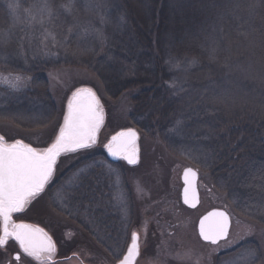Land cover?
<instances>
[{
	"label": "trees",
	"instance_id": "obj_1",
	"mask_svg": "<svg viewBox=\"0 0 264 264\" xmlns=\"http://www.w3.org/2000/svg\"><path fill=\"white\" fill-rule=\"evenodd\" d=\"M5 1L0 37L16 36L13 12L26 15L35 42L57 54L54 65L76 60L73 69L94 71L98 81L100 69L107 78L127 75L120 88L100 82L109 100L131 99L133 129L151 126L163 144L175 132L168 144L209 178L228 210L264 227V0ZM15 36L1 38L3 48L17 50ZM53 69L29 67V89L18 97L25 103L9 108L31 103L52 115L44 78Z\"/></svg>",
	"mask_w": 264,
	"mask_h": 264
},
{
	"label": "rangeland",
	"instance_id": "obj_2",
	"mask_svg": "<svg viewBox=\"0 0 264 264\" xmlns=\"http://www.w3.org/2000/svg\"><path fill=\"white\" fill-rule=\"evenodd\" d=\"M15 1L18 0L5 2L11 4ZM13 15L19 26L16 36L7 37L5 34L0 37L5 36L9 44L10 38L15 36L18 45L13 51L3 48L6 44L2 39L0 42V135L6 142L21 139L33 147L50 146L58 125L63 123L68 100L81 87L96 92L106 117L96 146L70 157H61L52 184L24 219L40 224L63 249L81 252L83 260L89 264H118L116 256L122 258L126 253L133 232L140 236L141 254L137 264H264V227L237 216L234 210L231 213L225 206L224 197L211 190L208 177L199 173L201 205L190 210L182 204V174L192 167L186 162L189 159L185 155L180 156L168 144L174 139L175 132L169 130L165 145L153 134L151 126L143 125L144 130L139 133L140 157L136 166L126 162L114 165L103 156L107 154L103 144L112 135L133 129L135 125L130 121L131 99L120 96L109 100L100 81L120 88L122 79L129 78L127 75L120 72L107 78L100 69L98 81L94 71L91 72L93 76L90 70L73 69V65L78 64L76 60L54 65L57 54L41 40L35 42L38 37L33 28L34 19L14 12L10 17ZM145 26L149 30L150 21ZM33 43L38 45L33 46ZM36 57L40 60L37 61ZM40 63L54 67L44 78L47 92L51 94L53 116L45 117V109L36 110L39 107L31 103L19 110L9 108V104L15 101L25 103L18 97L29 89L30 80L26 73L33 64ZM139 75L150 78L147 72L136 74ZM17 76L21 78L18 83L14 79ZM115 91L112 89L111 94ZM141 121L140 118L137 124ZM145 123L148 124L146 120ZM84 189L90 190V195L83 193ZM82 206L90 216V222H83L80 226L68 222L65 214L71 211V217L76 218L83 212ZM214 209L228 210L233 221L229 239L217 246L203 243L197 231L199 220Z\"/></svg>",
	"mask_w": 264,
	"mask_h": 264
},
{
	"label": "snow or ice",
	"instance_id": "obj_3",
	"mask_svg": "<svg viewBox=\"0 0 264 264\" xmlns=\"http://www.w3.org/2000/svg\"><path fill=\"white\" fill-rule=\"evenodd\" d=\"M14 79L17 83L21 80L19 76ZM13 88H16L15 84ZM104 121L105 112L96 92L92 88L81 87L68 100L63 123L58 125L50 146L33 147L21 139L7 143L0 135V247L6 246L11 239L27 256L39 257L54 251L55 245L43 229L15 223L13 215L23 213L45 192L53 181L62 154L77 153L97 144ZM138 140L137 131L128 128L112 135L103 144V149L113 160L136 165L139 161ZM196 177L197 173L191 168L183 173V202L189 206H195L197 200ZM229 224V216L225 212L212 211L200 220L199 234L204 241L216 245L227 238ZM138 255L139 236L133 232L126 254L122 258L117 255L116 259L118 264H134L133 258ZM15 260L21 261V255L17 254Z\"/></svg>",
	"mask_w": 264,
	"mask_h": 264
},
{
	"label": "flooded vegetation",
	"instance_id": "obj_4",
	"mask_svg": "<svg viewBox=\"0 0 264 264\" xmlns=\"http://www.w3.org/2000/svg\"><path fill=\"white\" fill-rule=\"evenodd\" d=\"M106 159H108V158L106 157ZM109 162L111 164H114V165L118 164L119 162L125 163V161H122V160H119L118 162H111V161H109ZM82 191H83V193L85 192V193L90 195V190L84 189ZM44 194L45 193H43L36 200L32 201L23 213L14 214L13 215V221L15 223H25V224L32 225L34 227H38L40 229H43V231L45 233H48L36 221L24 219V217H26V215L31 211V208L33 207V205L37 201H39L44 196ZM81 209L83 211V209L85 210V207L83 208V206H82ZM73 211H74V209H73ZM60 212L63 213V211H60ZM85 213L86 212H84V211L81 212V214L76 213L78 218L72 217L74 219L73 223H75V225L80 226V225H83V222H87V221L90 222V220H89L90 216L87 213L86 214ZM84 217H86L85 221L83 220ZM50 238L52 240V243L55 245L54 251L50 254L49 253H43L39 257L27 256L26 254L22 253V251L19 248V245L15 241L10 239L6 246L0 247V264H79V263L89 264L88 262H85L83 260L81 252L76 251L75 249L74 250L68 249V248L63 249L62 248L63 246L57 241V239L53 238L52 236ZM17 254L21 255V261H19V262H17L15 260V256ZM124 254H126V253L124 252Z\"/></svg>",
	"mask_w": 264,
	"mask_h": 264
},
{
	"label": "water",
	"instance_id": "obj_5",
	"mask_svg": "<svg viewBox=\"0 0 264 264\" xmlns=\"http://www.w3.org/2000/svg\"><path fill=\"white\" fill-rule=\"evenodd\" d=\"M106 118V117H105ZM105 122V121H104ZM104 126V125H103ZM103 126H102V128H103ZM102 128H101V130H102ZM138 133V132H137ZM138 135H139V133H138ZM139 139H140V135H139ZM99 141V140H98ZM138 143H139V140H138ZM96 145H94L93 147H95ZM81 151V150H80ZM78 153V152H77ZM73 154H76V153H71V154H62V156H68V155H73ZM139 155H140V153H139ZM61 156V157H62ZM108 156V155H107ZM61 157L59 158V160H58V164H59V162H60V159H61ZM140 157V156H139ZM108 158H109V160L111 161V162H118L119 160H113L111 157H109L108 156ZM139 162V161H138ZM57 164V165H58ZM138 164V163H137ZM136 164V165H137ZM136 165H130V166H136ZM187 169H189V168H187ZM186 169V170H187ZM191 169H193V168H191ZM196 173H197V177H196V180H195V182H194V187H195V189H196V194H197V200H196V203H195V206H189V205H186L184 202H183V189H184V187H185V184H184V181H183V174H182V183H183V189H182V193H181V202H182V204L186 207V208H188V209H190V210H195V209H197L200 205H201V196H200V191H199V178H200V176H199V173H198V171L197 170H195V169H193ZM185 172V171H184ZM183 172V173H184ZM56 173V172H55ZM54 178H55V175H54ZM53 178V179H54ZM47 188V187H46ZM46 190V189H45ZM212 211H223V212H225L228 216H229V220H230V224H229V232H228V236H227V238L226 239H222V240H220L216 245H213V244H211L210 242H207V241H204L203 239H202V237L200 236V234H199V223H200V220L205 216V215H207V214H205L200 220H199V222H198V225H197V231H198V235H199V238L201 239V241L203 242V243H205V244H209V245H213V246H217V245H219V244H221V243H223V242H225V241H227L228 239H229V236H230V232H231V228H232V217H231V215L226 211V210H223V209H214V210H211L210 212H212ZM139 236V235H138ZM140 254H141V252H140V236H139V255L138 256H136V257H134L133 258V260H134V264H137V262H138V260H139V258H140Z\"/></svg>",
	"mask_w": 264,
	"mask_h": 264
}]
</instances>
